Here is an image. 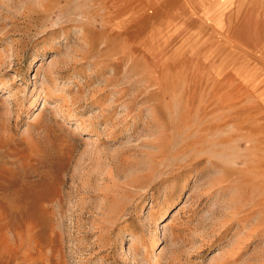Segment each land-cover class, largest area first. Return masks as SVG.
Returning <instances> with one entry per match:
<instances>
[{
  "label": "rangeland",
  "instance_id": "1",
  "mask_svg": "<svg viewBox=\"0 0 264 264\" xmlns=\"http://www.w3.org/2000/svg\"><path fill=\"white\" fill-rule=\"evenodd\" d=\"M0 264H264V0H0Z\"/></svg>",
  "mask_w": 264,
  "mask_h": 264
}]
</instances>
